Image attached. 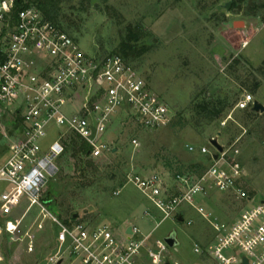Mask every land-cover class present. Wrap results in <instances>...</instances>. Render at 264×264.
Segmentation results:
<instances>
[{
  "label": "rangeland",
  "instance_id": "rangeland-1",
  "mask_svg": "<svg viewBox=\"0 0 264 264\" xmlns=\"http://www.w3.org/2000/svg\"><path fill=\"white\" fill-rule=\"evenodd\" d=\"M235 21L244 25L236 27ZM57 23L84 52L100 58L119 52L129 31L136 34L131 43L135 53L124 59L171 115L166 126L146 129L125 110L117 114L102 136L108 151L98 158L89 156L96 172L87 170L85 184L76 189L72 199L77 219L93 226L109 224L120 232L134 225L142 236H150V242L164 239L175 230L178 245L170 248L173 260L178 264H217L204 254H196L193 245L209 248L216 237L210 222L214 218L235 219L242 202L219 192L199 194L194 207L186 203L180 206L178 215L183 220H161L163 215L128 183L127 176L136 172L158 174L168 192L174 193L178 187L173 178L176 173L197 174L202 170H193L194 165L209 163H204V156L189 152L188 145L213 149L209 143L213 138L226 146L238 140L245 172L243 187L254 201H264V112L249 114V109L236 107L247 94L264 105V0H62ZM84 95L77 93L73 112H87ZM209 99H226L227 106L218 120L198 123L194 107ZM4 121L9 130L12 118L7 112ZM71 134L67 132L63 141ZM133 138L139 142L137 148L131 146ZM3 153L5 142L0 135ZM59 166L60 171L43 192V199L51 200L50 204L45 200L49 211L58 218L55 203L67 183L83 182L78 180L73 162H59ZM7 186L0 182V192ZM25 208L18 209L15 217L22 216ZM40 218L32 208L18 234L28 232L32 236V251L16 236H0L4 264H50V257L59 250L54 241L57 227L45 222L42 229L37 228ZM58 264L79 262L64 255Z\"/></svg>",
  "mask_w": 264,
  "mask_h": 264
},
{
  "label": "built area",
  "instance_id": "built-area-1",
  "mask_svg": "<svg viewBox=\"0 0 264 264\" xmlns=\"http://www.w3.org/2000/svg\"><path fill=\"white\" fill-rule=\"evenodd\" d=\"M79 92L85 94L86 113L71 109ZM254 100L251 94L244 95L236 107L252 110ZM0 104L10 106H0V135L5 142L0 182L8 185L0 192V236H16L32 251V236L18 234L24 217L35 208L41 217L37 228L42 229L45 222L57 227L54 241L59 250L50 257V264H58L64 255L79 264H178L164 239L150 242V236H142L134 225H129L132 232L127 233L105 223L65 222L49 211L43 199L45 188L60 171L58 159L67 132L85 141L89 156L98 158L109 149L102 140L106 127L121 110L146 129L161 128L171 121L168 107L120 54L89 55L37 5L27 0H0ZM5 112L12 118L9 130ZM237 142L221 144L222 152L211 144L213 149L188 145L189 152L204 156L209 163L197 174L176 173L174 193L168 192L155 173H131L127 179L163 215L161 220L179 219L180 206L194 207L199 194L219 192L242 202L235 219L210 222L216 233L212 245L202 248L195 243L193 251L217 264H244V259L247 264H262L264 201H254L243 187L245 172ZM131 146H139L136 138ZM24 205L23 215L15 217ZM0 264H4L1 247Z\"/></svg>",
  "mask_w": 264,
  "mask_h": 264
},
{
  "label": "trees",
  "instance_id": "trees-1",
  "mask_svg": "<svg viewBox=\"0 0 264 264\" xmlns=\"http://www.w3.org/2000/svg\"><path fill=\"white\" fill-rule=\"evenodd\" d=\"M61 1L62 0H27L28 3H33L37 5L38 8L44 14V16L50 21H52L54 24H56L59 28H61V25L57 23V15L59 12V5ZM136 39V34L129 31L127 38L123 40L119 45V52L116 53L120 54L123 58H127L131 53H135L131 43L133 42V40ZM139 53L140 52L137 51V54ZM226 101V99H209L202 100L197 103L194 107V110L196 115L198 116V123H201L202 121L205 123H210L214 120H218L227 106ZM249 114H256V112L249 110ZM207 160V158L204 159L205 164L207 163ZM70 161L73 162L74 169L78 171V180H81L83 182H80L78 184L70 182L67 183V186L65 187V190L62 193L60 201L58 202V204L55 203V209L57 214L65 222L77 219L74 217L76 212L73 209L74 207L72 199H75L74 196L77 195L76 189H79L81 185L85 184L84 180H86L85 178L87 175V170L90 169L92 173H95L97 169L96 166H94L91 158H89V146L85 141H83L80 137L74 134L69 135L68 139L65 141V148L58 159V164L59 162H68V164H71L72 162ZM197 167H200L201 170H203L205 168V165H194L193 170ZM45 200L46 202H48V204H50L51 200H48V198ZM54 201L57 202V199ZM62 216L65 218H63ZM3 256L5 258V254Z\"/></svg>",
  "mask_w": 264,
  "mask_h": 264
},
{
  "label": "water",
  "instance_id": "water-1",
  "mask_svg": "<svg viewBox=\"0 0 264 264\" xmlns=\"http://www.w3.org/2000/svg\"><path fill=\"white\" fill-rule=\"evenodd\" d=\"M230 3L227 4V8H229ZM244 22L243 21H235L234 22V26L238 27V26H243ZM252 111L254 112H264V105L262 103H260L258 100H254L253 102V106H252ZM210 144L218 151V152H222L223 151V146L219 143V141L215 138L210 140ZM218 157V154H214L213 158L216 159ZM75 218L78 217V214L76 213L74 215ZM179 221L182 220V217H179L178 219ZM127 233H131V227H128L126 230ZM164 241L168 244L169 247H176L178 245V239H177V235H176V231H172L168 236H166L164 238ZM244 264H247V260L244 259L243 260Z\"/></svg>",
  "mask_w": 264,
  "mask_h": 264
},
{
  "label": "crops",
  "instance_id": "crops-1",
  "mask_svg": "<svg viewBox=\"0 0 264 264\" xmlns=\"http://www.w3.org/2000/svg\"><path fill=\"white\" fill-rule=\"evenodd\" d=\"M128 227H129V226H127V227L125 228V230H127ZM60 263H62V262L60 261Z\"/></svg>",
  "mask_w": 264,
  "mask_h": 264
}]
</instances>
